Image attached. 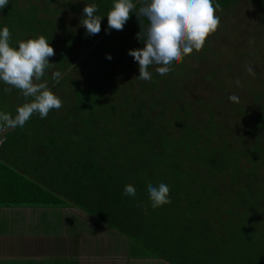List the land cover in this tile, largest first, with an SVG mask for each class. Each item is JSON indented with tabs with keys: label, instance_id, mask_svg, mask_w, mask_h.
Segmentation results:
<instances>
[{
	"label": "trees",
	"instance_id": "1",
	"mask_svg": "<svg viewBox=\"0 0 264 264\" xmlns=\"http://www.w3.org/2000/svg\"><path fill=\"white\" fill-rule=\"evenodd\" d=\"M92 3L97 5V14L101 16L106 15L112 6V0H7L0 7V26H7L10 46L17 47L18 41L44 36L53 48L54 54L48 58L51 64L45 69L41 80L34 81L35 83L43 82L49 88L56 81L52 79V73L59 71L63 74L104 33L106 17L100 21V32L90 36L85 34L84 28L79 24L82 8L85 4ZM214 4L219 5L215 12L220 18L219 25L198 51L201 61L194 62L198 66L186 65L188 77L179 88L185 90L182 95L194 91L193 88L198 85L195 80L202 75L200 71L203 69L206 72L211 69L215 71L214 84L229 78L221 69L235 76L236 65L241 62L237 61L240 50L231 38L230 43L228 42L229 30L220 24L226 20L223 17L225 13L233 12L241 5L255 6L252 10L256 26L254 37L258 38L257 41L259 38L264 39V0H214ZM136 7H139L138 3ZM73 22L76 23V28L73 27ZM139 23L143 29L147 21L143 17L137 19L130 13L122 30L111 29L101 38L51 89L60 99L61 106L50 109L43 119L38 113H33L22 127L14 126L0 144V153L7 152L9 146L21 151H41L45 149L46 140L56 144L61 139L66 143L68 151V144L75 143L81 144L83 149L85 143L94 142L97 137L101 143L97 128L103 129L115 140V145L108 143L109 151L149 152L147 154L151 157L161 159L187 158L196 153L189 160L197 163L202 161L207 171L220 175L218 191L222 188V183L227 186L228 194L233 193L232 188L236 185L244 189L245 197L240 198L245 203L240 206L234 203L235 208L239 207L242 212L252 202L257 205L255 214L252 213L255 216L246 217L256 226L247 231L253 233L256 230L258 249L255 254L262 259L260 264H264V87L256 89L259 78L264 85V50L256 51L245 47V52L242 53L246 57L243 70L247 74L243 77H247V86H251L247 88L250 90L253 107L245 109L237 103L234 108H226L225 103L219 101L225 96L220 97L218 91L206 89L210 92V98L204 100L195 97L188 101L189 110L185 111L183 104L172 106L179 93H171L165 89L171 85L170 81L159 77L153 66L148 69L151 73L149 80L136 79L139 74L137 64L127 55V51L143 47L142 42L136 39V34L140 31ZM116 33L118 36L115 44L108 47V40ZM220 41L230 49L225 63H222L223 56L215 50ZM101 49L108 51L111 59H106V55L100 53ZM182 63L183 59L179 64ZM214 64H220L222 68H214ZM248 67L252 68L254 75L248 74ZM173 68L170 71L172 77ZM201 80L200 86L204 84L206 87L203 77ZM211 92H215L214 97ZM117 95L120 96L119 99L116 98ZM7 98L14 99L15 105L11 104L9 108L13 112L12 116L16 115L19 106L31 99L24 97L20 90L0 82V100ZM205 101L207 106L201 109L200 105ZM233 109L232 114L228 115ZM250 110L256 112L253 114ZM198 113L206 115L203 124L196 120ZM7 126L0 122V132ZM203 127L205 132L202 131ZM225 135H230L232 141L225 140ZM198 155L205 157L201 160L202 157L198 159ZM6 156H10L9 152ZM2 161L9 160L5 158ZM43 166L44 164L39 168L42 169ZM167 167L172 168L174 164L170 163ZM31 185L35 186L28 180L21 184L26 188H31ZM217 202L219 201L213 200L207 203V218L212 213L214 216L221 215L212 208L213 203ZM229 219L233 221L234 218Z\"/></svg>",
	"mask_w": 264,
	"mask_h": 264
},
{
	"label": "rangeland",
	"instance_id": "2",
	"mask_svg": "<svg viewBox=\"0 0 264 264\" xmlns=\"http://www.w3.org/2000/svg\"><path fill=\"white\" fill-rule=\"evenodd\" d=\"M254 9L255 6L253 5L237 6L233 12L225 13L223 17L225 16L226 20L220 22L223 27L225 26L229 30L228 42L230 43L232 40L234 45L238 46L237 48L240 50L237 61L241 60V62L236 65L235 76L221 69L229 78L214 84L215 71L211 69L206 72L203 69L200 71L202 75L195 80L198 85L193 88L194 91L188 92L190 94L185 93L182 95L185 90L179 88L180 86L182 87L188 77L186 65L197 67V63L194 62H197V60L201 61L198 51H193L189 54L190 56L183 58L182 64L175 65L173 77L171 72L165 76L171 83L165 89L171 93H179L177 99L173 100L172 106L180 103V105L183 104L184 110L188 111V101L193 100L195 97L204 100L210 98V92L206 90L208 89L218 91L220 97L225 96L219 101L225 103L226 108H234L237 103H240L245 109L248 106L253 107L250 90L247 88L251 86H247V84L249 85L247 83L248 79L243 77L247 76V74L245 69L243 70L246 66V57L242 53L245 52V47L256 51L264 50V39L259 38L257 41L258 38L255 39L254 37L256 29L254 15H252V10ZM72 25L74 28L77 27L74 22ZM117 36L118 33L108 40V47H112L115 44ZM218 44L215 50L219 55L223 56L222 63H225L227 62L226 58L230 49H227L221 41ZM100 53L103 56L109 54L108 51L104 52L102 49ZM211 64L213 63L211 62ZM207 66H209V61ZM213 67L220 69L222 65L214 64ZM159 77L161 76L159 75ZM201 77H203L204 83H207L206 87L204 84L200 86ZM254 78L258 79V77ZM257 83L256 89L264 87L260 78ZM188 88L191 89L190 86ZM214 93L211 94L212 97H214ZM231 94H235L238 97V102L227 100ZM241 97L244 100L241 101ZM116 98L119 99L120 96L117 95ZM13 101L14 99H1L0 113H7L12 116L13 112L9 108L11 104L15 105ZM133 103L136 105L135 102ZM216 103L218 104V102ZM206 106V101L200 105L201 109ZM233 111L234 109L228 112V115L232 114ZM250 111L253 114L256 112ZM205 118V113L196 115V120H200L199 122L202 124ZM102 124L100 125L102 126ZM204 127L202 131L205 132ZM96 130L99 132L101 143L97 137L94 142L85 143L83 149L79 143L68 144V151L63 139L56 144L46 140L45 149L41 151H21V156L18 155L17 157L21 159H16L15 164L20 169H27L29 166H24V161L30 160L28 163L31 164L33 163L32 157L36 155L37 160L34 159V161L40 162L41 165L44 164L43 167L45 169L53 170L52 174L46 178L49 184L70 199L75 200L85 209H91L95 212H106V208H102L103 202H109L111 204L109 206L113 209H109L107 214H110L113 210L120 214L124 210V212H129L125 216L136 217L137 221H144L146 217L153 220L161 218L164 226L157 232L161 235L162 241H158V248L154 246H151V248L164 255L170 253V256L172 247L182 249L180 251L182 252L181 256H179L180 262L185 264H260L262 259L255 254L258 249L257 232L256 230H252L253 233L247 231L252 227L255 228L256 224L246 219V217L255 216L253 214H255L257 205L252 202L249 208L241 209L242 212L239 207H234V203H237L238 206L245 203L240 198L241 196L244 198L246 194L243 188L236 185L232 188L233 193L228 194L227 186L222 183V188L218 191V186L221 182L220 175L217 172L207 171V167L203 165L202 161L197 163L194 160H189L196 153L187 156V158L181 157L178 159L177 157H172L168 159L165 157L161 159L160 157H151L150 154H147L149 152L145 154L143 152L109 151L107 150L108 143L115 145V140L110 135H107L103 129L97 128ZM119 136L121 137L120 132ZM225 140L232 141V137L225 135ZM89 148L92 150L87 151ZM4 153L7 154L8 152ZM204 157V155L197 156L201 160ZM170 163L174 164V167H167ZM34 165L37 166L36 163ZM63 170L67 171V180L61 177V171ZM27 172L32 177L36 174ZM74 174L77 175L75 176ZM72 179H75L74 182ZM159 183H164L168 186L170 202L160 207L152 208L148 201L147 187ZM125 184H131L135 188L134 197L130 198L122 195ZM98 199L101 202H97ZM213 200L219 201L213 203L212 208L216 212H220L221 215L214 216L212 213V216L209 215L207 218V203ZM229 218L234 219L230 221ZM182 233H186L190 237L184 239V241L180 240ZM214 233H220L219 239L208 243L206 247L207 237ZM142 239L143 237L140 240ZM143 241L147 246H150V242L148 243L146 239H143ZM174 259H177V256Z\"/></svg>",
	"mask_w": 264,
	"mask_h": 264
},
{
	"label": "crops",
	"instance_id": "3",
	"mask_svg": "<svg viewBox=\"0 0 264 264\" xmlns=\"http://www.w3.org/2000/svg\"><path fill=\"white\" fill-rule=\"evenodd\" d=\"M8 127L0 132L2 142L14 129L2 135ZM6 151L10 156L0 153V264H185L179 258L182 249L172 247L170 256L151 248L162 241L157 232L164 226L161 218L137 221L124 210L107 214L113 209L109 202H103L106 212L85 209L49 184L46 178L53 170L39 168L36 155L33 163L24 161L27 169H20L15 160L21 159V150L9 146ZM61 173L67 180V171ZM26 180L35 186L22 187ZM219 235L207 237L206 247ZM189 237L182 233L180 240Z\"/></svg>",
	"mask_w": 264,
	"mask_h": 264
},
{
	"label": "clouds",
	"instance_id": "4",
	"mask_svg": "<svg viewBox=\"0 0 264 264\" xmlns=\"http://www.w3.org/2000/svg\"><path fill=\"white\" fill-rule=\"evenodd\" d=\"M7 0H0V7ZM139 7H136V4ZM218 4L214 0H112V6L106 15L97 14L95 3L85 4L82 8V18L79 24L86 35L97 34L101 30L100 21L107 18L105 34L110 29L122 30L130 13L137 19L143 17L147 24L136 34V39L143 47L129 49V55L137 64L138 77L147 81L151 78L149 66L161 77L179 64L185 56L193 51H199L206 38L214 33L219 25V16L215 14ZM53 48L44 36H37L17 42V47L9 44L7 26H0V82L10 85L21 94L31 99L16 109L15 116L0 113V122L11 126H23L31 114L38 113L43 119L50 109L61 106L60 99L40 81L45 69L51 64L49 57ZM106 59L111 56L106 54ZM249 75H254L251 67L246 69ZM62 73H52L53 80H59ZM238 83V81H237ZM228 100L238 102V97L230 95ZM169 189L164 183L147 187L148 201L152 208L168 204ZM122 195L135 196V188L131 184L123 186Z\"/></svg>",
	"mask_w": 264,
	"mask_h": 264
},
{
	"label": "water",
	"instance_id": "5",
	"mask_svg": "<svg viewBox=\"0 0 264 264\" xmlns=\"http://www.w3.org/2000/svg\"><path fill=\"white\" fill-rule=\"evenodd\" d=\"M111 30V29H110ZM109 30V31H110ZM108 31V32H109ZM106 34H105V31H104V33L62 74V77L66 74V73H68L69 72V70L76 64V63H78L79 62V60L84 56V55H86L94 46H95V44L101 39V38H103L104 36H105ZM61 77V78H62ZM60 78V79H61ZM59 79V80H60ZM59 80H56L50 87H49V89L51 90L52 88H53V86L59 81ZM11 127H13V126H11V125H9V127H8V129H6L5 131H3L1 134L3 135V134H5L8 130H10L11 129Z\"/></svg>",
	"mask_w": 264,
	"mask_h": 264
},
{
	"label": "built area",
	"instance_id": "6",
	"mask_svg": "<svg viewBox=\"0 0 264 264\" xmlns=\"http://www.w3.org/2000/svg\"><path fill=\"white\" fill-rule=\"evenodd\" d=\"M0 143H2V139H0Z\"/></svg>",
	"mask_w": 264,
	"mask_h": 264
}]
</instances>
